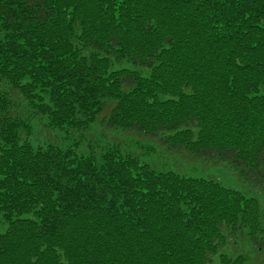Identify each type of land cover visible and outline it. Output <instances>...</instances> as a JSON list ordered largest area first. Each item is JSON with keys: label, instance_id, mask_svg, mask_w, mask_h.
<instances>
[{"label": "trees", "instance_id": "trees-1", "mask_svg": "<svg viewBox=\"0 0 264 264\" xmlns=\"http://www.w3.org/2000/svg\"><path fill=\"white\" fill-rule=\"evenodd\" d=\"M34 119L109 139L33 148ZM124 133L264 191V0H0V264H247L221 251L264 248L258 200L156 172Z\"/></svg>", "mask_w": 264, "mask_h": 264}, {"label": "rangeland", "instance_id": "rangeland-1", "mask_svg": "<svg viewBox=\"0 0 264 264\" xmlns=\"http://www.w3.org/2000/svg\"><path fill=\"white\" fill-rule=\"evenodd\" d=\"M107 113L108 111L105 112V115ZM31 125L32 134L29 141L33 148L46 144L66 147L74 142H79L76 146L77 152L88 153L90 152L88 146L92 145L91 143L104 142L106 138L109 139V131H104L98 124L92 126L86 133L75 134L49 129L43 119H34L31 121ZM115 138L121 144L123 151L135 155L142 163H146L156 172H174L185 177L214 180L247 197L255 198L258 200L260 208L264 210V191L241 181L236 173L224 163L193 160L184 152L171 153L160 146L157 141L133 133L116 134ZM94 155L97 156L96 153ZM254 248V245L246 238L238 236L233 238L221 252L232 257L242 254L247 258V264H264V248L260 250Z\"/></svg>", "mask_w": 264, "mask_h": 264}]
</instances>
